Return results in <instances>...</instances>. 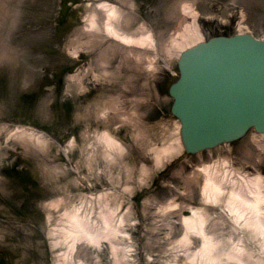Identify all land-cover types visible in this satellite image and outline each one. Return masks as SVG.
I'll return each instance as SVG.
<instances>
[{"label":"rangeland","instance_id":"rangeland-1","mask_svg":"<svg viewBox=\"0 0 264 264\" xmlns=\"http://www.w3.org/2000/svg\"><path fill=\"white\" fill-rule=\"evenodd\" d=\"M109 4L121 33L151 41L109 37L97 11ZM184 8L201 40L241 26L264 39V0H0V264H200L202 238L184 239L196 212L218 264H238L236 246L264 264L263 236L228 211L230 184L215 202L203 195L206 167L264 182V135L188 155L179 143L167 88ZM106 209L124 220L112 244L65 239L67 214L101 223Z\"/></svg>","mask_w":264,"mask_h":264},{"label":"water","instance_id":"water-1","mask_svg":"<svg viewBox=\"0 0 264 264\" xmlns=\"http://www.w3.org/2000/svg\"><path fill=\"white\" fill-rule=\"evenodd\" d=\"M167 92L186 154L264 135V40L248 32L214 35L184 48Z\"/></svg>","mask_w":264,"mask_h":264},{"label":"bare ground","instance_id":"bare-ground-1","mask_svg":"<svg viewBox=\"0 0 264 264\" xmlns=\"http://www.w3.org/2000/svg\"><path fill=\"white\" fill-rule=\"evenodd\" d=\"M185 8L187 9L186 5ZM186 9H185L186 12L182 14L185 16L183 20V24H184L183 29L181 31H179L180 30L179 29L178 33L175 32L176 37L174 38L175 45L184 43L182 44L184 45L182 46L183 47L182 50L186 47L185 44L186 43L188 44V41H190L189 46H191L201 40L199 29H197L198 26H195L196 23L194 22L193 19L194 18L192 14L193 12L192 13L190 12L191 9L190 10H186ZM97 11H101L103 13L105 17V18L103 17L104 21L102 22L103 29H105L107 35L112 39H115L120 43H124L126 45H135L139 47L142 46L147 41L148 42L151 41V38H149L148 35L146 37H144V35L143 37L142 36L135 37L130 33L129 34L121 33L116 26V21L117 19H119L121 15L120 10L117 7L109 4L98 7ZM190 14H192V16H190L189 18V16L187 15ZM187 19H191L190 22L189 20L187 22ZM98 22L99 20L97 14L94 12L92 20L88 25V28L91 31L95 29L99 30L100 26ZM26 136L35 139V141L37 142L42 141V139H39L42 137L41 133L33 134V132H30L29 134H26ZM105 137H107L109 141L113 140L111 136L107 134L105 135ZM180 146H182V144ZM164 151L165 153L167 152L170 153V151L172 150L164 149ZM203 170H204L203 174H205V183L203 185V195L205 197V200L207 202H215L217 197L222 195L225 191V187L223 186L224 185L223 183L225 182L229 183L230 184L228 191L229 213L233 215L237 223L240 220H242V225L245 226V228L246 227L251 228V230L254 229L255 232L258 231L260 236H263L264 239V182L262 181L261 175L257 174L253 177H244L236 174L234 178H232L233 177L232 173H234L233 171L229 173L226 172V174H223L222 178L220 177L217 178L218 177L216 176L217 174L216 175L215 173L213 174V171L211 172L208 167L204 168ZM114 213L115 211H111L110 209L102 210L100 213V218L102 219L101 223H97L96 221H93L91 219V216L87 214L82 215L80 210L74 211L71 214H67L66 216L70 224L71 231L66 232L67 235H65V239L66 240L71 239L72 243L74 242V244L76 243V241L79 240L86 241L88 244L96 245V246L99 245V242L101 240H106L112 244L113 243L112 240H114L113 237L119 232V226L124 221L122 218H119L118 221L116 222V220H114V215H115ZM183 224L187 233L184 236L185 240H188L189 234H191L192 232H196V234L200 236L203 240L202 249L198 251V253L192 254L191 255L192 258L196 259L197 257L200 256L201 257L200 264H218L217 257L213 258L211 255L212 252L214 251V247L218 245V242H216L213 236H210V234L206 233V231L204 230L203 217L198 212L193 213L192 216L185 217L183 219ZM113 249H115L114 246ZM243 253H244L243 248L240 246L239 247L236 246L232 249V251H230V253H227V256L228 258L237 261L238 264H249L248 262L242 260ZM257 263L258 264L261 263L260 260Z\"/></svg>","mask_w":264,"mask_h":264}]
</instances>
